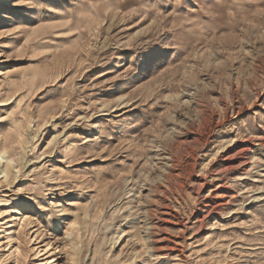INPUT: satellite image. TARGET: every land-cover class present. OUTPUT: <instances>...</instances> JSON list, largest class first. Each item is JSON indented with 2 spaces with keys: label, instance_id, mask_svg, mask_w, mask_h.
<instances>
[{
  "label": "rangeland",
  "instance_id": "obj_1",
  "mask_svg": "<svg viewBox=\"0 0 264 264\" xmlns=\"http://www.w3.org/2000/svg\"><path fill=\"white\" fill-rule=\"evenodd\" d=\"M0 264H264V0H0Z\"/></svg>",
  "mask_w": 264,
  "mask_h": 264
},
{
  "label": "bare ground",
  "instance_id": "obj_2",
  "mask_svg": "<svg viewBox=\"0 0 264 264\" xmlns=\"http://www.w3.org/2000/svg\"><path fill=\"white\" fill-rule=\"evenodd\" d=\"M10 252V251H9ZM16 261V260H15Z\"/></svg>",
  "mask_w": 264,
  "mask_h": 264
}]
</instances>
